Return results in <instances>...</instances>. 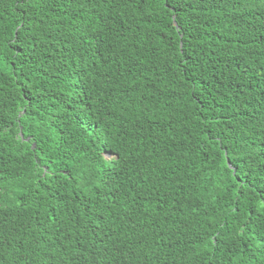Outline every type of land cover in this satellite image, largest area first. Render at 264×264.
I'll return each instance as SVG.
<instances>
[{"label": "trees", "instance_id": "16d2710c", "mask_svg": "<svg viewBox=\"0 0 264 264\" xmlns=\"http://www.w3.org/2000/svg\"><path fill=\"white\" fill-rule=\"evenodd\" d=\"M0 264H264V0H0Z\"/></svg>", "mask_w": 264, "mask_h": 264}]
</instances>
